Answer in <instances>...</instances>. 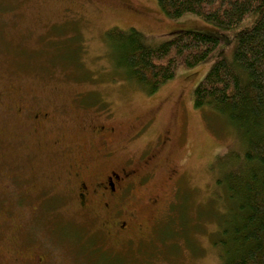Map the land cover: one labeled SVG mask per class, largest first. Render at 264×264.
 I'll return each instance as SVG.
<instances>
[{
	"label": "rangeland",
	"instance_id": "374dc122",
	"mask_svg": "<svg viewBox=\"0 0 264 264\" xmlns=\"http://www.w3.org/2000/svg\"><path fill=\"white\" fill-rule=\"evenodd\" d=\"M114 28L136 29L150 47L178 29L218 34L229 61L237 30L223 39L155 0H0V264H220L212 241L226 207L215 180L241 146L192 103L214 58L179 67L151 94L121 72ZM123 167L147 175L114 201L139 234L112 233L93 213L99 199L79 196L81 180Z\"/></svg>",
	"mask_w": 264,
	"mask_h": 264
},
{
	"label": "trees",
	"instance_id": "16d2710c",
	"mask_svg": "<svg viewBox=\"0 0 264 264\" xmlns=\"http://www.w3.org/2000/svg\"><path fill=\"white\" fill-rule=\"evenodd\" d=\"M155 1L168 18L192 15L223 39L237 29L231 61L220 56L218 34L178 29L157 47L145 45L134 28L111 29L108 37L123 75L151 94L173 80L179 67L193 69L214 58L192 91V103L221 117L241 149L219 167L215 185L226 214L212 243L220 264H264V0Z\"/></svg>",
	"mask_w": 264,
	"mask_h": 264
},
{
	"label": "flooded vegetation",
	"instance_id": "af4514ba",
	"mask_svg": "<svg viewBox=\"0 0 264 264\" xmlns=\"http://www.w3.org/2000/svg\"><path fill=\"white\" fill-rule=\"evenodd\" d=\"M148 126V125H147ZM139 132H136L133 139L140 136L145 130L143 125ZM103 131L102 128L98 129V132ZM151 159V156H144V165L148 164V161ZM147 175H139L136 170L123 167L118 170H111L106 174L99 176L97 179L92 181L90 186H88L83 180L79 184V196L84 200L85 196L96 197L99 200L93 201L94 204V214L97 215L96 210L99 208L101 213L104 215V224L105 228L110 230L112 233H115V229L120 227V230H123L124 233L129 231V227L132 226L133 229L139 234L143 231V226L138 224L137 217L134 212L128 211L126 205L120 206L114 201L118 198H121L128 193L135 182L141 184ZM85 201H82V207L89 206ZM99 204V205H98ZM96 205V206H95ZM98 207V208H97Z\"/></svg>",
	"mask_w": 264,
	"mask_h": 264
}]
</instances>
